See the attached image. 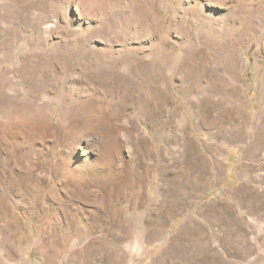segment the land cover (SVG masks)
I'll return each instance as SVG.
<instances>
[{
  "label": "rangeland",
  "instance_id": "374dc122",
  "mask_svg": "<svg viewBox=\"0 0 264 264\" xmlns=\"http://www.w3.org/2000/svg\"><path fill=\"white\" fill-rule=\"evenodd\" d=\"M0 264H264V0H0Z\"/></svg>",
  "mask_w": 264,
  "mask_h": 264
},
{
  "label": "crops",
  "instance_id": "0c3cea01",
  "mask_svg": "<svg viewBox=\"0 0 264 264\" xmlns=\"http://www.w3.org/2000/svg\"><path fill=\"white\" fill-rule=\"evenodd\" d=\"M234 158L231 159V161L233 160ZM227 160L229 161V155L227 157ZM226 161L227 162V165H228V168H227V171H226V177H225V180L223 182L224 185L226 186H229L230 182L232 181V176H231V173H230V169H231V166L234 162H231V161ZM222 184V185H223ZM232 186V184H231Z\"/></svg>",
  "mask_w": 264,
  "mask_h": 264
}]
</instances>
